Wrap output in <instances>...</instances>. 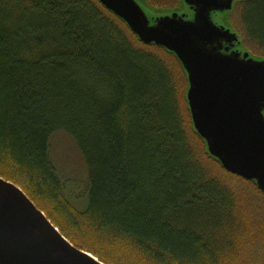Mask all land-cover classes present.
Segmentation results:
<instances>
[{
  "label": "trees",
  "instance_id": "obj_1",
  "mask_svg": "<svg viewBox=\"0 0 264 264\" xmlns=\"http://www.w3.org/2000/svg\"><path fill=\"white\" fill-rule=\"evenodd\" d=\"M228 22L264 58V0ZM185 86L96 0H0V178L102 264H264V193L206 154ZM58 134L78 180L52 162Z\"/></svg>",
  "mask_w": 264,
  "mask_h": 264
},
{
  "label": "water",
  "instance_id": "obj_2",
  "mask_svg": "<svg viewBox=\"0 0 264 264\" xmlns=\"http://www.w3.org/2000/svg\"><path fill=\"white\" fill-rule=\"evenodd\" d=\"M144 46L172 55L185 76L192 131L228 173L264 193V58L228 20L239 0H96ZM0 264H102L70 244L20 188L0 178Z\"/></svg>",
  "mask_w": 264,
  "mask_h": 264
},
{
  "label": "rangeland",
  "instance_id": "obj_3",
  "mask_svg": "<svg viewBox=\"0 0 264 264\" xmlns=\"http://www.w3.org/2000/svg\"><path fill=\"white\" fill-rule=\"evenodd\" d=\"M70 143L61 134L52 139V162L63 177L78 180L82 175L83 166L81 168L80 157L78 158V153Z\"/></svg>",
  "mask_w": 264,
  "mask_h": 264
}]
</instances>
